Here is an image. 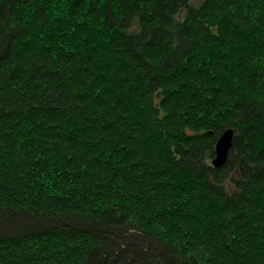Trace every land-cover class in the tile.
<instances>
[{
  "label": "trees",
  "instance_id": "16d2710c",
  "mask_svg": "<svg viewBox=\"0 0 264 264\" xmlns=\"http://www.w3.org/2000/svg\"><path fill=\"white\" fill-rule=\"evenodd\" d=\"M0 264H264V0H0Z\"/></svg>",
  "mask_w": 264,
  "mask_h": 264
},
{
  "label": "water",
  "instance_id": "95a60500",
  "mask_svg": "<svg viewBox=\"0 0 264 264\" xmlns=\"http://www.w3.org/2000/svg\"><path fill=\"white\" fill-rule=\"evenodd\" d=\"M232 131L227 130L225 131L218 139L215 145V157L213 159V167L215 168H222L226 161H227V156L230 151V147L232 144Z\"/></svg>",
  "mask_w": 264,
  "mask_h": 264
}]
</instances>
